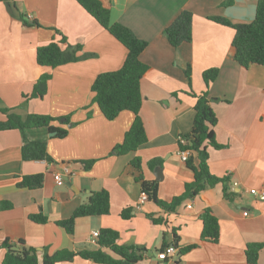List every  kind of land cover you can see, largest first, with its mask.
I'll return each mask as SVG.
<instances>
[{
    "label": "crops",
    "instance_id": "obj_1",
    "mask_svg": "<svg viewBox=\"0 0 264 264\" xmlns=\"http://www.w3.org/2000/svg\"><path fill=\"white\" fill-rule=\"evenodd\" d=\"M16 1L29 22L37 21L40 27L27 26L0 2V109H11L22 118H58L53 125L67 129L68 135L56 138L46 127L0 131V245L22 242L36 250L43 264L46 256L62 251L98 249L92 234L112 229L119 233V245L146 248L141 264H159L157 252L172 245L177 249L174 264H251L246 248L252 244H262L256 264H264V67H241L234 59L235 30L210 20L252 23L260 0H102L112 24H122L148 42L140 55L150 69L140 82L139 113L147 142L125 155L113 150L123 142L135 115L123 111L114 120L106 119L94 102L92 85L99 75L122 68L126 47L76 0ZM183 11L193 13L192 42L175 48L165 29ZM56 31L81 51L78 61L52 69L38 64L37 49L60 40ZM213 68L219 75L207 88L203 74ZM44 74L52 75L48 92L30 99ZM206 91L214 99L215 135L221 146L209 148L208 166L212 175L226 182L186 198L174 212L151 201L140 205V175L159 183L158 198L164 202L182 196L194 180L179 154L178 138L193 129L197 99L190 93ZM6 120L0 111V122ZM35 141L46 143L51 162L24 160L23 147ZM136 159L141 171L132 165ZM89 161L93 164L86 169ZM57 173L64 184H56ZM36 175L44 176L42 187L20 186L24 178ZM103 190L110 195L109 215L78 219L73 234L59 225ZM125 209L131 210L130 219L122 218ZM207 209L220 227L215 243L201 240V216ZM148 214L163 222L154 224ZM37 215L45 216L46 223L31 219ZM6 253L0 246V264ZM58 264L97 263L77 256Z\"/></svg>",
    "mask_w": 264,
    "mask_h": 264
},
{
    "label": "trees",
    "instance_id": "obj_2",
    "mask_svg": "<svg viewBox=\"0 0 264 264\" xmlns=\"http://www.w3.org/2000/svg\"><path fill=\"white\" fill-rule=\"evenodd\" d=\"M76 1L127 49V57L122 68L118 71L99 75L92 85V92L95 93L94 102L98 104L106 119L114 120L123 111H130L135 115L134 122L126 133L123 142L113 150L116 155L135 152L147 142L146 131L139 113L143 102L140 82L150 69L149 66L140 60V55L147 49L148 42L139 39L128 27L119 23L112 24L110 9L104 5L102 0ZM0 2L5 3L9 12L21 19L27 26L40 27L37 21L29 22L27 14L21 10L16 0H0ZM210 20L235 30L233 40L234 59L241 67L244 69H248L252 65L264 67V0L258 2L256 17L252 23L233 24L222 17H212ZM192 25L193 13L183 11L165 29V35L170 44L177 48L183 43L192 42ZM56 32L60 34L59 31ZM61 36L60 40L54 39L49 44L37 49V62L39 65L54 69L80 59L78 52L81 51V47L68 44L67 39L63 35ZM65 45L67 46L63 48ZM186 75L189 82H191L190 67L187 68ZM218 75V68L204 72L203 79L207 88L216 80ZM51 79V74L42 75L36 81L29 98H43L48 92V85ZM190 94L197 99L194 125L192 131L183 136L186 143H179V146L181 151H190L186 164L192 170L194 180L186 184L185 193L182 196L174 198L171 202H164L158 198L159 183L157 181H147L141 175L137 178V181L141 184L142 191L148 195L147 201L154 202L166 212H174L186 198L195 197L209 187L226 182L225 179L212 175L208 166L209 148H221L216 141L215 135L218 117L212 107L214 99L208 91L201 95ZM0 111L7 115V120L0 122V131L13 129L25 131L27 129L46 127L50 132L55 133L56 138L62 139L68 135L67 129L53 125L54 122L60 120L58 118L40 114H29L26 118H22L8 108H1ZM22 151L23 158L26 161H52L47 153V145L43 141L30 142L23 147ZM92 164L93 161L87 162L86 169L90 168ZM132 165L141 171L139 159L134 160ZM43 182L44 176L36 175L24 178L20 186L36 189L42 187ZM109 214L110 195L103 190L93 193L88 202L78 207L71 218L59 222V225L69 234H73L78 219ZM121 216L124 219H130L132 217L131 210L125 209ZM147 217L154 224L163 222L161 218H156L151 214H148ZM201 217L204 222L201 240L217 242L220 237L218 219L210 209L205 210ZM31 219L38 223H46L47 221V218L43 215L32 216ZM118 239L119 233L117 231L102 229L97 239L98 249L77 253L62 251L54 256H46L43 264L71 262L77 256L92 260L97 264H141L144 260L146 248L135 244L119 245ZM0 246L7 249L3 264H40L36 250L25 247L22 242L13 244L5 241ZM262 248V244L248 245L246 248L247 261L251 264H256ZM181 252L184 253V250Z\"/></svg>",
    "mask_w": 264,
    "mask_h": 264
},
{
    "label": "built area",
    "instance_id": "obj_3",
    "mask_svg": "<svg viewBox=\"0 0 264 264\" xmlns=\"http://www.w3.org/2000/svg\"><path fill=\"white\" fill-rule=\"evenodd\" d=\"M178 143L180 144H185L186 140L183 138V136L178 138ZM182 160L184 162H186L190 156V151H181L179 152ZM65 172L68 173V169H65ZM56 184L57 185H62L64 184V177L61 173H57L54 176ZM235 185H237V183H235ZM253 194H257L256 190H252L251 191ZM264 194V193H263ZM148 200V195L146 194V192L142 191L141 192V197L139 200V204L143 205L147 202ZM245 215H248V213H244ZM99 237V232H94L92 234V242L97 244V239ZM177 254V249L175 246H168L166 248H164L163 250H160L157 252V259L159 261V264H174V258Z\"/></svg>",
    "mask_w": 264,
    "mask_h": 264
},
{
    "label": "water",
    "instance_id": "obj_4",
    "mask_svg": "<svg viewBox=\"0 0 264 264\" xmlns=\"http://www.w3.org/2000/svg\"><path fill=\"white\" fill-rule=\"evenodd\" d=\"M65 121H66V119H62V122H65ZM70 126H71V125H69V127H70ZM51 135L53 136V135H55V133H51ZM157 179H158V180H161L159 176H157Z\"/></svg>",
    "mask_w": 264,
    "mask_h": 264
}]
</instances>
